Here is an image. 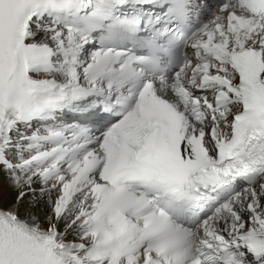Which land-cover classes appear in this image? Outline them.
<instances>
[{
  "label": "snow or ice",
  "instance_id": "obj_1",
  "mask_svg": "<svg viewBox=\"0 0 264 264\" xmlns=\"http://www.w3.org/2000/svg\"><path fill=\"white\" fill-rule=\"evenodd\" d=\"M0 172V264H264V0H0Z\"/></svg>",
  "mask_w": 264,
  "mask_h": 264
},
{
  "label": "bare ground",
  "instance_id": "obj_2",
  "mask_svg": "<svg viewBox=\"0 0 264 264\" xmlns=\"http://www.w3.org/2000/svg\"><path fill=\"white\" fill-rule=\"evenodd\" d=\"M16 191L11 187L7 177L0 172V207L4 208H13L15 205ZM28 197L25 198V201L20 205V216L24 218L25 209L28 202ZM46 198L37 197L38 203L36 207L31 209L38 217H40L42 223L43 218L47 214L46 210L48 209L47 204L45 203ZM68 239H73L70 235Z\"/></svg>",
  "mask_w": 264,
  "mask_h": 264
},
{
  "label": "rangeland",
  "instance_id": "obj_3",
  "mask_svg": "<svg viewBox=\"0 0 264 264\" xmlns=\"http://www.w3.org/2000/svg\"><path fill=\"white\" fill-rule=\"evenodd\" d=\"M46 212H48V209L46 210Z\"/></svg>",
  "mask_w": 264,
  "mask_h": 264
}]
</instances>
